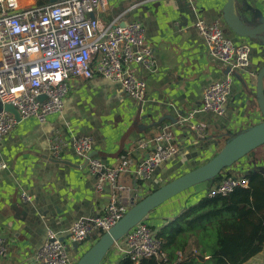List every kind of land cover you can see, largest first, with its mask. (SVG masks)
<instances>
[{"label": "crops", "instance_id": "0c3cea01", "mask_svg": "<svg viewBox=\"0 0 264 264\" xmlns=\"http://www.w3.org/2000/svg\"><path fill=\"white\" fill-rule=\"evenodd\" d=\"M106 2V10L94 14L99 29L141 21L146 43L155 54L156 72L147 78L141 104L128 99L117 82L101 77L72 78L61 114L50 116L42 124L32 119L21 121L0 141V160L6 164L0 170V238L9 247L0 264H33L47 230L65 232L77 220L103 213L109 201L110 186L105 184L98 191L86 160L73 153L69 145L59 159L52 156L53 138L60 137L69 144L73 138L91 136V155L115 166L125 154L143 158L146 152L137 147L140 141L154 138L165 127L176 129L178 152L146 181L150 188L202 164L224 139L262 121L254 94L256 74L264 64V44L226 29L222 20L226 0ZM235 7L249 26L264 21V2L260 0H235ZM199 19L208 24L220 22L228 39L250 42L247 71L254 74L230 69L227 73V67L209 56L194 26ZM226 73L233 83L224 116L212 119L201 138L180 128L179 118L201 105L202 90ZM248 171L264 175V146L230 168L234 176ZM136 181L132 174L121 178L127 185ZM138 187L143 195L148 190ZM207 192L205 183L198 184L149 214L146 221L164 244L171 264H211L206 251L215 243V235L203 225L188 227L183 221L199 207ZM22 193L30 196L29 203L22 202ZM124 249L121 240L102 264H117L125 256ZM243 264H264V244Z\"/></svg>", "mask_w": 264, "mask_h": 264}, {"label": "built area", "instance_id": "2783aa9c", "mask_svg": "<svg viewBox=\"0 0 264 264\" xmlns=\"http://www.w3.org/2000/svg\"><path fill=\"white\" fill-rule=\"evenodd\" d=\"M106 7V0H0V102L2 106L12 105L19 113L20 122L32 119L42 124L50 116L61 114L72 78L101 77L117 82L128 99L143 102L147 78L156 72L154 51L145 40L146 28L135 20L99 29L98 20L89 16L104 12ZM194 26L209 56L230 70L247 71L250 42L226 38L218 21L208 24L199 19ZM232 83V76L226 74L220 81L206 86L201 105L188 110L177 125L192 136L204 137L208 123L224 116ZM17 124L2 108L0 141ZM67 145L86 160L94 187L100 191L108 184L111 195L103 213L81 218L65 232L47 230L46 241L36 251L33 264H75L80 248L91 245L114 226L144 196L138 186L147 190L146 181L178 152L176 129L171 127L137 144L146 152L143 158L134 159L125 154L115 166L91 155V136L73 138L69 144L60 137L53 138L52 156L59 159ZM5 168V162L0 160V170ZM126 174H132L137 181L133 185L122 183L121 178ZM247 186V179L233 175L224 178L206 196L224 197L236 188ZM21 199L29 203L31 198L22 193ZM123 241L125 256L133 264L145 258H158L161 264H169L161 239L147 221L132 227ZM8 254L9 247L0 238V259Z\"/></svg>", "mask_w": 264, "mask_h": 264}, {"label": "water", "instance_id": "95a60500", "mask_svg": "<svg viewBox=\"0 0 264 264\" xmlns=\"http://www.w3.org/2000/svg\"><path fill=\"white\" fill-rule=\"evenodd\" d=\"M89 17L94 18V14ZM222 20L226 29L233 35L257 40L264 44V21L249 26L238 15L235 0H226L222 8ZM228 71L229 68H226L227 73ZM42 99L43 97H40V100ZM254 99L262 116L261 122L230 137L215 155L202 164L142 196L114 226L89 246L75 264H102L114 245L123 240L127 232L137 223L146 221L154 209L182 192L212 180L224 169L232 167L250 152L264 146V64L256 74ZM2 108L11 114L18 123L20 122L19 113L12 105L5 104ZM63 239L62 237L61 240Z\"/></svg>", "mask_w": 264, "mask_h": 264}, {"label": "trees", "instance_id": "16d2710c", "mask_svg": "<svg viewBox=\"0 0 264 264\" xmlns=\"http://www.w3.org/2000/svg\"><path fill=\"white\" fill-rule=\"evenodd\" d=\"M227 140L224 139V143ZM252 153L253 151L246 156ZM230 168L224 169L212 180L204 182L208 192L214 190L224 178L234 175L230 173ZM239 177L247 179L246 188H236L224 197L205 196L201 199L199 207L183 220L188 227L203 225L210 234L215 235V243L206 251L211 264H243L257 255L264 244V175L248 171ZM159 186L148 188L145 194ZM224 215L227 217L222 218ZM162 248L165 251L163 243ZM109 252L103 261L108 257ZM168 262L171 264V261ZM117 264L133 263L124 256ZM138 264H161V260L145 258Z\"/></svg>", "mask_w": 264, "mask_h": 264}, {"label": "rangeland", "instance_id": "374dc122", "mask_svg": "<svg viewBox=\"0 0 264 264\" xmlns=\"http://www.w3.org/2000/svg\"><path fill=\"white\" fill-rule=\"evenodd\" d=\"M222 146H223V143H221V144L218 146V148L216 149V152H218L219 149H220ZM216 152H215V153H216ZM212 155H213V154H212ZM246 157H247V156H246ZM144 195H146V194H144ZM88 248H89V246H87V245H85V246H83L82 248H80L79 255H78L77 259H76V262H77V260L82 256V254H83Z\"/></svg>", "mask_w": 264, "mask_h": 264}]
</instances>
